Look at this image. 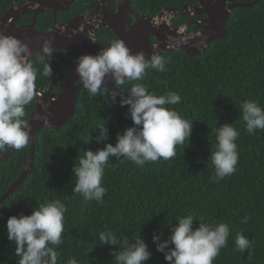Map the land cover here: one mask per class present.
I'll return each instance as SVG.
<instances>
[{"label":"trees","instance_id":"obj_1","mask_svg":"<svg viewBox=\"0 0 264 264\" xmlns=\"http://www.w3.org/2000/svg\"><path fill=\"white\" fill-rule=\"evenodd\" d=\"M14 1L0 0V18ZM164 57L171 61L166 72L150 68L144 80L133 83L144 84L157 95L171 90L181 96V103L166 107L192 122L188 144L177 146L174 158L142 168L110 157L102 179L107 189L103 203L73 195L75 159L85 150L102 148L104 143L114 146L116 134L132 126L128 106L119 105V96L117 103L111 104L105 97L89 98L83 89L75 114L64 127L35 136L33 172L0 204V264H17L19 259L14 243L7 238V218L29 215L39 203L56 198L67 208L64 243L57 248L58 264H65L69 257H75L79 264H115L110 252L119 246H100L98 232L104 230H111L121 241L127 237L131 242L139 235L151 253L145 264H167L152 236L158 234L160 240H166L176 217L189 214L196 218L193 229L201 216L208 222L229 225L227 246L213 264H264V130L248 135L239 109L245 99L255 100L264 108V0L237 10L225 26V37L210 44L203 55L176 53ZM33 64L43 70L42 65ZM43 79L37 75L36 93L43 89ZM130 86L123 88L126 91ZM107 87L112 89L114 84ZM34 102L35 97L29 108ZM103 123L108 139L98 144L96 127ZM225 123L233 124L239 133L235 141L239 159L231 176L213 182L210 177L214 170L207 161L216 144L214 130ZM89 136L93 139L86 143ZM28 153L29 146L14 150L7 162L0 163V197L17 180ZM245 216L250 219L241 223ZM236 232L254 241L252 247L237 251Z\"/></svg>","mask_w":264,"mask_h":264},{"label":"clouds","instance_id":"obj_2","mask_svg":"<svg viewBox=\"0 0 264 264\" xmlns=\"http://www.w3.org/2000/svg\"><path fill=\"white\" fill-rule=\"evenodd\" d=\"M53 52L51 41L44 40L39 54V63L43 67L40 75L48 79L53 74L50 65ZM32 55L26 42L0 32V153L27 148L32 139L26 112V106L36 95L38 69L34 67ZM170 62V58L155 52L147 56L143 50L133 53L121 39L111 40L95 55L85 54L76 59L75 71L89 98L105 97L111 104H116L119 96V105L128 106L127 115L132 126L125 128L122 134H116L114 146L104 143L102 148L85 150L75 159L73 195L103 203L107 189L102 185V179L110 157L123 158L142 168L147 163L174 158L177 146L188 144L192 122L174 108L166 107L181 103V96L171 90L157 95L146 85L133 83L144 80L147 69L166 72ZM108 77L113 81L112 89L102 86ZM126 84L131 86L125 91L123 86ZM239 109L248 135L264 130V108L255 100H243ZM96 128L99 132L95 141L98 144L107 141L105 123ZM214 131L216 144L209 152L207 164L210 161L214 170L210 180L218 182L236 171L239 154L235 141L239 133L233 124L227 123ZM92 139L89 136L86 143ZM66 212L65 204L56 198L39 203L29 215L7 218V238L15 245L14 254L19 258L17 264H58L60 254L57 248L64 243ZM249 219L245 216L241 223H247ZM194 220L192 214L176 217L175 225H169L171 234L166 240H160L158 234L152 236L156 250L163 253L167 264H213L220 250L227 246L230 231L227 223L208 222L201 216L198 227L193 229ZM98 238L100 246H119L118 250L110 252L115 264H145L151 256L139 235L131 242L127 237L121 241L111 230H104L98 232ZM234 243L237 251L244 252L254 241L242 232H236ZM65 264L79 262L75 257H69Z\"/></svg>","mask_w":264,"mask_h":264},{"label":"flooded vegetation","instance_id":"obj_3","mask_svg":"<svg viewBox=\"0 0 264 264\" xmlns=\"http://www.w3.org/2000/svg\"><path fill=\"white\" fill-rule=\"evenodd\" d=\"M39 1L40 0L14 1L12 6H20L21 8L25 7L27 9L26 13L22 14L19 20L15 22L17 26H28L32 24L37 31L45 33L50 31L55 25H64L76 17L85 16L90 19L92 33L89 37L91 42L97 43L103 47H107L113 39H120L112 29V26L122 28L125 34H129L132 29L137 26L139 29L141 28L140 30L142 33L146 35L147 43L152 53L160 52L159 54L161 56L176 53L188 56L181 50L179 51L178 48L192 54L200 52L199 48L192 46L194 40L203 36L214 19L212 9L204 6L202 4L203 0H72L67 8L64 5L65 1L56 3L55 0H49L48 5L43 4L44 9L38 11L40 9V5L38 4ZM253 1L254 0L250 2H240V0H214V2L219 4L220 8V13L217 15V21L215 23L220 22L221 17L227 13V19L224 21V25L226 26L235 12L239 9H243L239 8L238 5L249 4ZM257 2L255 4H257ZM124 3L127 4V9L124 13H121L123 12L121 10L125 8ZM32 11H37L35 18ZM120 13V17L116 18L115 15ZM39 25H41L40 27L43 30L38 28ZM81 43L85 44L86 39L83 38ZM209 45L202 53L195 54L193 57L203 55ZM79 56L78 53L71 50H54L50 60L53 73L51 79L40 75L43 70L37 68L38 77L44 78L41 80V84L44 87L37 91L33 106L30 108L27 106L29 108L26 109L28 114L27 119L30 117L35 107L42 106V109H46L50 104L49 100L62 92L69 79L68 71L76 67L75 61ZM31 59L32 61L36 59L33 63L40 64L38 60L39 56L32 57ZM45 59L47 58L45 57ZM73 80L74 87L81 85L78 76L74 77ZM108 84H106V86ZM49 89L50 93L47 94ZM82 90L83 89H81V91ZM47 129L48 128L41 129L36 135ZM13 151L14 149L11 150L6 158L4 157L8 150L0 153V158H4L0 160V163L7 162ZM25 166H23V168Z\"/></svg>","mask_w":264,"mask_h":264},{"label":"water","instance_id":"obj_4","mask_svg":"<svg viewBox=\"0 0 264 264\" xmlns=\"http://www.w3.org/2000/svg\"><path fill=\"white\" fill-rule=\"evenodd\" d=\"M257 1L258 0H254L249 4L238 5V7L249 8L252 7ZM55 2H64L65 7L67 8L72 0H55ZM48 3L49 0H40L38 3L40 5V9L38 11H42L44 9L43 4L48 5ZM202 4L212 9L214 19L203 36L194 40L192 46L200 49V52L195 54L202 53L210 43L215 42L217 39L221 40L225 37L224 21L227 19V13L223 15V17H221V23H215L217 21V15L220 13L219 4L217 2H214V0H203ZM124 6L125 8L121 10L123 11L121 13H124L127 9V4L124 3ZM26 11L27 9L25 7L21 8L20 6H12L3 15V17L0 18V32H3L5 35H13L26 42L33 54L32 57L39 56V54L41 53V45L44 40H50L51 46L54 48V50H71L75 51L80 56L85 54L95 55L102 48H104L97 43L91 42V39L89 37V35L92 33L90 28V19L85 16L76 17L64 25H55L50 31L42 33L37 31L32 24L28 26H17L15 24V22H17L21 15L26 13ZM32 13H34L35 18L37 11H32ZM121 13L115 15V17L119 18ZM112 29L120 37V39L123 40L125 44H127L126 46L133 53L140 50H143L146 53V56L152 53L150 46L147 43L146 35L142 33V31L140 30L141 28L139 29V27L135 26L129 34L123 33V29L119 27L112 26ZM83 38L86 39L85 44L81 43ZM178 50H181L184 54H187L190 57H193L195 55L190 52H186L181 48H178ZM75 69L76 67L68 71L69 79L67 80L65 88L56 97L52 99L50 98L51 100H49V106L46 109H42V106L35 107L34 111L28 118L32 130V139H30L29 143L27 164L23 168L20 177L0 197V204L6 198L17 191L26 175H29L31 172H33V158L35 152L34 138L36 133L44 128L58 131L73 118L76 111L78 94L81 89H83L82 85L74 87L73 78L78 76ZM112 82V79L108 77L106 78L104 85ZM49 93L50 89L48 90L47 94ZM11 150L12 149L8 150L4 158L9 155ZM4 158H0V160H3Z\"/></svg>","mask_w":264,"mask_h":264}]
</instances>
